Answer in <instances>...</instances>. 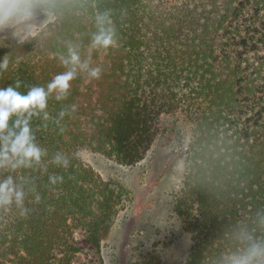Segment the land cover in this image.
<instances>
[{
	"label": "trees",
	"instance_id": "16d2710c",
	"mask_svg": "<svg viewBox=\"0 0 264 264\" xmlns=\"http://www.w3.org/2000/svg\"><path fill=\"white\" fill-rule=\"evenodd\" d=\"M27 2L33 14L49 11L55 19L0 46V60H9L0 88L46 86L65 70L54 55L66 53L69 42L86 54L97 11H110L118 43L93 52L99 79L81 75L64 101H49L53 117L73 104L75 112L46 129L34 118L41 145L71 163L33 173L42 200L26 202L29 215L0 211V264H73L81 251L76 226L100 252L127 189L102 179L80 151L134 165L165 114H181L190 125L175 204L191 234L186 264H224L247 247L242 232L264 240V0ZM48 174L62 175L63 183L49 186Z\"/></svg>",
	"mask_w": 264,
	"mask_h": 264
},
{
	"label": "rangeland",
	"instance_id": "374dc122",
	"mask_svg": "<svg viewBox=\"0 0 264 264\" xmlns=\"http://www.w3.org/2000/svg\"><path fill=\"white\" fill-rule=\"evenodd\" d=\"M175 1V0H171ZM49 11L0 25V46L25 40L52 23ZM190 125L181 114L162 115L155 140L145 157L123 165L99 152L83 148L82 161L105 181H117L127 194L102 239L98 252L87 240L86 230L76 226L81 248L73 264H186L192 240L176 211V200L185 173V152Z\"/></svg>",
	"mask_w": 264,
	"mask_h": 264
},
{
	"label": "clouds",
	"instance_id": "9594fccd",
	"mask_svg": "<svg viewBox=\"0 0 264 264\" xmlns=\"http://www.w3.org/2000/svg\"><path fill=\"white\" fill-rule=\"evenodd\" d=\"M32 12L33 5L27 0H0V25H10ZM93 23L95 31L91 33L86 54L82 55L79 45L69 42L66 53L54 55L65 70L46 86H33L24 93L17 81L0 88V211L16 210L21 217L29 215L32 209L26 202L38 204L42 200L33 173L44 175L49 166L67 168L71 163L69 155L61 151L50 155L49 150L41 145L33 120H41L45 129L49 122L60 125L66 116L75 112L76 105L61 109L53 117L49 101H64L70 94L72 82L81 75L90 80L100 78L102 69L92 66V54L114 48L118 33L110 11H97ZM8 67V58H2L0 71H6ZM63 181L62 175L48 174L49 186H57ZM241 239L247 247L228 255L224 264H264V240L255 238L250 232H242Z\"/></svg>",
	"mask_w": 264,
	"mask_h": 264
}]
</instances>
